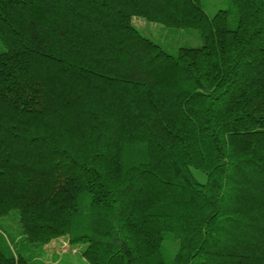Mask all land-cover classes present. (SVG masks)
<instances>
[{"label": "trees", "instance_id": "16d2710c", "mask_svg": "<svg viewBox=\"0 0 264 264\" xmlns=\"http://www.w3.org/2000/svg\"><path fill=\"white\" fill-rule=\"evenodd\" d=\"M230 3L0 0V264H264V0Z\"/></svg>", "mask_w": 264, "mask_h": 264}, {"label": "rangeland", "instance_id": "374dc122", "mask_svg": "<svg viewBox=\"0 0 264 264\" xmlns=\"http://www.w3.org/2000/svg\"><path fill=\"white\" fill-rule=\"evenodd\" d=\"M204 10L210 17L220 10H231L230 0H202ZM134 24L147 37L153 39L171 54L177 55L181 47H198L202 44L199 30H173L160 24L149 23L142 18H135ZM201 183L207 181L203 172L193 170ZM0 228L9 238H18V226L12 217L0 219ZM171 255L177 251V246L170 241L165 242ZM86 245L71 246L66 238L52 241L42 252H35L38 264H90L83 256Z\"/></svg>", "mask_w": 264, "mask_h": 264}]
</instances>
